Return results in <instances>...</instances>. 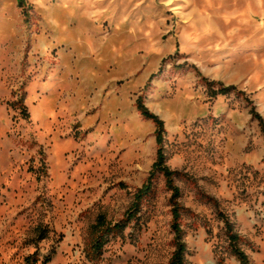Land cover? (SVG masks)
I'll return each mask as SVG.
<instances>
[{
	"label": "rangeland",
	"instance_id": "rangeland-1",
	"mask_svg": "<svg viewBox=\"0 0 264 264\" xmlns=\"http://www.w3.org/2000/svg\"><path fill=\"white\" fill-rule=\"evenodd\" d=\"M139 98L186 264H264V0H0V264L169 263Z\"/></svg>",
	"mask_w": 264,
	"mask_h": 264
},
{
	"label": "trees",
	"instance_id": "trees-1",
	"mask_svg": "<svg viewBox=\"0 0 264 264\" xmlns=\"http://www.w3.org/2000/svg\"><path fill=\"white\" fill-rule=\"evenodd\" d=\"M137 104H138L139 110L141 111L142 115L145 118L152 120L156 124V127H157L156 139H157V144H158V150H157V159L152 166L147 182L136 193L135 197L137 198V200L135 201V203H139L142 200V198L150 192L151 185H152L151 184L152 178L155 177V174L162 173L166 178L167 186L172 191V200H173L172 229L174 231L175 241H176V249L168 264H186V261H185L186 244L184 242V234H183L184 232H183V229L181 226V220H180L181 207L177 202V199L180 196V190H179V187L174 182L175 171H173L166 165V156L164 154L163 146H162L163 139H164V132H165L164 121L157 114L149 110V108L145 105L142 98H139L137 100ZM252 113L254 117L259 120L260 126L264 132L263 117L259 113H257L255 110H253ZM134 208L135 207H133V209ZM227 225H228L230 243L232 244V248H233L235 255L238 257L241 264H250L247 254L238 246L239 236L232 233L231 231L232 227L230 223H227ZM105 226H106L105 220L103 218H100V221L97 227L101 229H108V230L107 231L101 230L98 232V236L96 237L95 242L93 243V247L95 251L97 250L99 252L102 249L103 243L109 233H112V231L114 230L116 231V230L121 229L120 227H117L116 225H115L116 228L114 230L112 229L115 226H112V225H109L108 227H105Z\"/></svg>",
	"mask_w": 264,
	"mask_h": 264
}]
</instances>
